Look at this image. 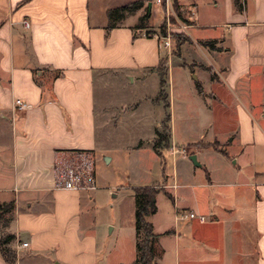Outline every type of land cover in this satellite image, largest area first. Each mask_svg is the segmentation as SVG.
Masks as SVG:
<instances>
[{"label": "crops", "instance_id": "0c3cea01", "mask_svg": "<svg viewBox=\"0 0 264 264\" xmlns=\"http://www.w3.org/2000/svg\"><path fill=\"white\" fill-rule=\"evenodd\" d=\"M240 3L238 9L234 0H172L189 25L175 30L188 41L173 60L160 45L163 9L154 0H0V204H12L0 238L13 236L6 244L12 264H108L117 245L98 230L96 189L56 188L54 164L70 151L96 150L108 162L107 139L142 133L147 137H136L128 151L146 145L152 161L164 164L165 148L177 162L175 145L188 150L181 159L190 163L160 182L172 202L164 223L154 220L157 200L148 217L159 235L157 264H264V0ZM16 99L27 107L14 109ZM214 109L217 122L227 123L223 139L215 132L212 140L190 137L214 129ZM166 115L167 147L157 152ZM218 142L225 149L213 147ZM209 150L221 164L214 176ZM182 211L206 221L178 219ZM107 227L111 235L115 226ZM132 231L133 259L134 220ZM0 264H9L1 252Z\"/></svg>", "mask_w": 264, "mask_h": 264}, {"label": "rangeland", "instance_id": "374dc122", "mask_svg": "<svg viewBox=\"0 0 264 264\" xmlns=\"http://www.w3.org/2000/svg\"><path fill=\"white\" fill-rule=\"evenodd\" d=\"M175 13L169 17V22L171 26V30H176L178 27V20L182 21L181 15L175 10ZM178 19V20H177ZM164 26L165 30V22L162 19L160 24ZM175 32V31H174ZM172 55V59L176 60L175 56L180 55V48L178 49L174 43H172V48L170 53ZM168 58V53L166 54ZM202 60L206 62V58L203 56ZM163 73H165L163 71ZM173 79L175 84H179V80L181 77L178 74H174ZM170 86V80L168 81L166 86ZM166 89V88H165ZM163 95V94H162ZM185 101L187 102L188 109L191 112L195 111L194 99L188 94L185 96ZM178 97L174 96V105L179 106ZM218 109H214V129L211 128L208 131L204 132H193L189 134L193 139H198L200 134L204 140H212L214 132L216 138L219 140L223 139L224 131H226L227 123H218L215 118L217 114H220ZM222 115V114H221ZM225 117L230 115V112H224ZM98 130V141L100 139ZM220 135V136H217ZM136 137L145 138L147 134H126L120 135L115 138L107 139L106 146L109 147L106 156L109 158L108 162L104 159V154L101 151L96 150L94 155V164H95V176H96V191L94 192V211L95 217L97 219L98 230L102 237H105V241L107 243L110 242V245L116 244V249L113 252L112 256L108 258V264H116V261L120 259L122 263H128L127 261H132L135 258L132 257V234H133V220H134V212H133V200H132V189L129 188L131 185L134 187L135 185H152L153 183L158 188L156 194L157 207H158V215L154 217V220L157 223H162L166 214L169 210L172 209V202L167 196L165 190L159 187L160 182L165 178L166 174L171 173L173 170L177 171L178 174L182 170H184V166L186 164H190L189 162H184L185 160L181 159V155H176L177 162H172L170 155H168V148L162 150L164 154H166V162L164 164H160L157 161H152L151 158V150L148 149L146 145L139 151H128L125 147L128 143H133L136 140ZM102 140V139H101ZM225 149V143H217L216 149ZM188 153V150H186ZM208 161L209 167L211 168L212 175L214 176V169H220L221 164L217 162V156H219L215 151L209 150L208 152ZM139 155V162H131V155ZM187 160V159H186ZM174 165V167H173ZM192 170L196 172V175L204 176V172L199 167H191ZM170 181V180H169ZM158 182V183H157ZM170 191V190H166ZM107 223L115 226V231L111 235H108L109 228L107 227ZM164 223V222H163ZM120 227V229H118ZM136 239V238H135ZM135 243V242H134ZM134 248V247H133ZM136 250V249H134ZM135 252V251H134ZM115 255V257L113 256ZM136 255V254H135ZM157 259H155V262ZM157 264V262H156Z\"/></svg>", "mask_w": 264, "mask_h": 264}, {"label": "trees", "instance_id": "16d2710c", "mask_svg": "<svg viewBox=\"0 0 264 264\" xmlns=\"http://www.w3.org/2000/svg\"><path fill=\"white\" fill-rule=\"evenodd\" d=\"M235 6L240 9L241 3L240 0H234ZM124 6L121 8L113 9L109 12V15L117 13L125 9H132L134 6ZM164 26L160 27V34H164ZM173 43L179 49L180 46L188 41V38L177 31L171 34ZM203 45L208 46L209 48L213 47L212 41L202 42ZM215 48V46H214ZM162 86L165 84V80L162 77L161 80ZM200 92V88L198 86ZM167 107V105H166ZM169 120L168 115H166L163 123L164 132H156V139L154 141V149L159 152L158 149L162 147H167L168 142V126L167 122ZM198 145H206L205 143H197ZM213 147L216 148V143H212ZM133 199H134V228H135V249H136V258L130 264H156L155 255H156V240L158 234L153 231L152 223L148 220V217L156 212V194L158 188L155 185H145V186H136L132 187ZM170 197V195H168ZM171 198V197H170ZM12 208V204H0V220L4 218V212H9ZM13 236L7 235L3 238H0V252L4 260L12 264L13 256L10 253L9 249L6 247V244Z\"/></svg>", "mask_w": 264, "mask_h": 264}, {"label": "built area", "instance_id": "2783aa9c", "mask_svg": "<svg viewBox=\"0 0 264 264\" xmlns=\"http://www.w3.org/2000/svg\"><path fill=\"white\" fill-rule=\"evenodd\" d=\"M157 5L163 9V21L165 22V32L160 34L158 37L160 39L161 47L170 53L172 48V36L171 34L175 30H171L169 17L172 16L175 11L172 5V0H154ZM188 16L192 18L195 15V11L190 9L187 11ZM178 20V19H177ZM179 31L186 30L189 25L184 23L180 19L178 20ZM23 26L28 27L29 24L23 21ZM27 103L20 99H16L13 102L14 109H25ZM172 155L181 154L187 155L186 149L183 147H177L175 145L171 146L170 149ZM94 155L91 151H70L66 154L64 159L56 162L54 164V178L55 187L74 191V192H90L97 188L96 176H95V164ZM178 219H197L199 222L206 221V217L203 215L196 214L192 211H182L177 213ZM26 246V243H22Z\"/></svg>", "mask_w": 264, "mask_h": 264}, {"label": "water", "instance_id": "95a60500", "mask_svg": "<svg viewBox=\"0 0 264 264\" xmlns=\"http://www.w3.org/2000/svg\"><path fill=\"white\" fill-rule=\"evenodd\" d=\"M189 160L192 162L193 165L199 166V163L196 161V157L194 155H190Z\"/></svg>", "mask_w": 264, "mask_h": 264}]
</instances>
